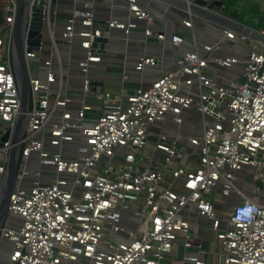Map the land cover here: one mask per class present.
<instances>
[{"label":"built area","instance_id":"obj_1","mask_svg":"<svg viewBox=\"0 0 264 264\" xmlns=\"http://www.w3.org/2000/svg\"><path fill=\"white\" fill-rule=\"evenodd\" d=\"M121 1L125 19L98 27L96 0H45L55 15L39 51L26 53L31 107L0 264H172L179 247L181 264H264V44L211 25L201 34L213 41L198 42L190 15L168 36L152 28L162 12ZM0 12L1 181L18 110L13 0H0ZM112 29L193 49L146 88L89 90L104 57L92 42ZM226 43L239 55H225ZM154 64L142 53L134 67ZM246 206L255 210L242 217ZM203 232L217 249L210 238L204 250Z\"/></svg>","mask_w":264,"mask_h":264},{"label":"water","instance_id":"obj_2","mask_svg":"<svg viewBox=\"0 0 264 264\" xmlns=\"http://www.w3.org/2000/svg\"><path fill=\"white\" fill-rule=\"evenodd\" d=\"M58 0H50L52 5ZM101 0H96L94 7ZM109 1V0H108ZM159 1L168 6H172L181 12L190 15L192 18L202 20L206 25L217 26L245 36L248 39L264 44V34L260 33L256 27L246 24L235 17L223 12L224 2L222 0H152ZM14 12L10 35L11 64L14 72L18 91V110L15 124L10 135V145L8 148L7 159L4 173L0 181V228L3 225L8 210L9 197L12 192L16 175L22 141L29 119L31 99L29 88V69L26 53L39 51L40 46L45 40L43 29L45 21L54 17V12L47 6L44 12L43 5L45 0H13ZM114 10V6H109ZM2 14L0 12V22ZM59 42V40H57ZM107 37L94 38L91 48L106 55ZM178 48V47H177ZM190 51L191 49H186ZM174 61L183 52L173 49ZM89 90L102 91L103 83L99 87L89 85ZM8 137V132L1 136V140ZM139 209V207H138Z\"/></svg>","mask_w":264,"mask_h":264},{"label":"crops","instance_id":"obj_3","mask_svg":"<svg viewBox=\"0 0 264 264\" xmlns=\"http://www.w3.org/2000/svg\"><path fill=\"white\" fill-rule=\"evenodd\" d=\"M142 4L149 5L150 7L159 10L163 14V18L161 20H157L154 22V25L152 26L153 30H161L166 33V35H170L175 29L179 27L178 18L181 16H188V14H185L181 12L178 9L173 8L172 6H168L164 3H161L159 1H152V0H138ZM253 4L254 2H250ZM114 10L111 11L109 1L108 0H101L97 6L95 7L94 12V24L98 27H104L105 21L107 18H109L111 15L119 18L121 20L125 19L126 14V6L123 1L121 0H115L114 1ZM244 4L243 2L241 3ZM240 5V4H239ZM67 7H71L70 4L65 5ZM241 6V5H240ZM81 8V5L78 6ZM264 8V5H263ZM229 16V13H225ZM58 17L61 19L66 17V14H57ZM234 17V16H232ZM236 18V17H235ZM238 19V18H236ZM193 25H194V34L197 37V41L199 42V38H201L202 41L212 42L213 39L209 36H203L202 33V25L197 24L195 22V18H192ZM240 20V19H238ZM244 23H246L243 20H240ZM248 24V23H246ZM250 25V24H249ZM142 45V48H139ZM180 52L187 51L186 49H193V44L191 41H185L182 44L177 45ZM175 47V49H178ZM221 50H223V53H226L225 55H239L240 49L238 47H232L230 44H223L221 47ZM221 50H216L215 52L221 53ZM221 51V52H220ZM146 53L149 55H152L155 58V64L154 65H148L145 66L142 70H136L135 69V63L138 59V57L142 54ZM174 67V51L173 47H171V44L169 43V40L166 39L165 43H162V41H153L149 42L147 44H144L143 42V33L141 29L133 30L129 33L128 39H126V36L119 30V29H112L110 31V36L108 37L107 42V50L106 55L103 57L102 65L99 70V72H96L94 75V81L102 82L103 83V89L104 91H109L111 94H119L121 90L125 91H132L133 89L137 88H146L148 87L151 82L164 70H169ZM219 72L221 70H226V72L234 71V67L231 69H219L217 68ZM117 72L121 73L116 74ZM78 80H74V82H70L69 87L76 88ZM106 82H119L120 86L117 90L111 91L110 89L105 88ZM124 83H131L138 85L137 87H130V88H124ZM113 85H116V83H113ZM89 102L93 105H97L98 102L94 99H89ZM94 112H97V110H94ZM184 127H189V121H186L184 123ZM201 229L197 230L198 234H201ZM205 232H203V235ZM206 235V234H205ZM213 239V237H211ZM213 243H215L213 249H217V244L215 242V239H213ZM208 241V239H207ZM204 246V250H208L210 248V242L209 243H202ZM193 249H191L192 251ZM182 257V250L181 247H179L176 250V256L171 260L172 264H181L180 259Z\"/></svg>","mask_w":264,"mask_h":264},{"label":"rangeland","instance_id":"obj_4","mask_svg":"<svg viewBox=\"0 0 264 264\" xmlns=\"http://www.w3.org/2000/svg\"><path fill=\"white\" fill-rule=\"evenodd\" d=\"M230 1L231 2H229V4L227 5L228 8H226L227 12L230 15H232V16L240 19V20H243L248 24H252V21H251L252 12H251V10H252V7L254 5H257L259 7V11L261 13H263L262 10H263V5H264V0H230ZM242 2L244 3L243 5L241 4ZM250 2H254V3L251 4ZM195 22L197 24H200V25L205 24L202 20H199V19H196ZM6 32H7V29L2 31L1 36L3 38H6ZM139 48H142V45ZM0 62H1V59H0ZM116 74L121 75V73H119V72H117ZM113 83H116V85H113ZM119 86H120L119 82H106L105 83V88L110 89L111 91L117 90L119 88ZM137 86L138 85H136V84L132 85L131 83H124V88L137 87ZM4 131H5L4 124L0 122V139H1V136L3 135ZM167 175L170 176V173L168 172ZM206 227L207 228L209 227V223H207ZM211 236H212V233L207 232L206 233V240L204 241V243H209ZM207 239H208V241H207ZM215 242H216V240H215Z\"/></svg>","mask_w":264,"mask_h":264},{"label":"trees","instance_id":"obj_5","mask_svg":"<svg viewBox=\"0 0 264 264\" xmlns=\"http://www.w3.org/2000/svg\"><path fill=\"white\" fill-rule=\"evenodd\" d=\"M229 2L231 1H225L224 3V8H223V12L224 13H228L226 8H228V4ZM252 16H251V21H252V24H250L251 26L253 27H256V28H264V8L262 10L263 13H261L259 11V7L257 5H254L252 7ZM254 13V14H253Z\"/></svg>","mask_w":264,"mask_h":264},{"label":"clouds","instance_id":"obj_6","mask_svg":"<svg viewBox=\"0 0 264 264\" xmlns=\"http://www.w3.org/2000/svg\"><path fill=\"white\" fill-rule=\"evenodd\" d=\"M254 210H255L254 207H252V206H246L242 210V217H248Z\"/></svg>","mask_w":264,"mask_h":264}]
</instances>
